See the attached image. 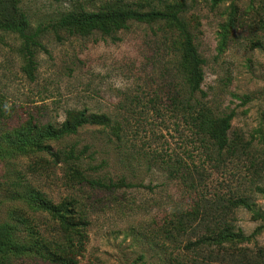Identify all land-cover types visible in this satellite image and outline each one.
Wrapping results in <instances>:
<instances>
[{"label": "rangeland", "instance_id": "rangeland-1", "mask_svg": "<svg viewBox=\"0 0 264 264\" xmlns=\"http://www.w3.org/2000/svg\"><path fill=\"white\" fill-rule=\"evenodd\" d=\"M20 2L32 31L66 12L181 9L202 81L192 93L183 37L169 22L61 39L45 30L46 52L31 69L16 36L0 32V264H253L264 256V0ZM76 112L86 124L46 140V125L61 127ZM226 119L222 145L200 131H219ZM46 144L73 150L87 179L130 187L79 182L36 150ZM229 226L246 239H224ZM203 235L209 244L186 248Z\"/></svg>", "mask_w": 264, "mask_h": 264}, {"label": "trees", "instance_id": "trees-1", "mask_svg": "<svg viewBox=\"0 0 264 264\" xmlns=\"http://www.w3.org/2000/svg\"><path fill=\"white\" fill-rule=\"evenodd\" d=\"M222 1L223 0H211V4L217 5ZM174 5L175 3L172 4L171 2H169V4L165 6V8H169ZM181 11L182 10L180 9L174 12H166L152 8L146 12H137L131 9L125 11L114 10L111 12L102 11L90 13L66 12L61 13L57 20L49 22L48 24H46V26L41 27L37 25L32 31L30 29V22L27 16V11L21 6L20 0H0V32L14 34L16 36V38L20 42V53L26 60L28 69H31L32 64L34 63L33 58L35 54L39 50H43L46 52L45 47L41 45L40 42L42 35L45 33V30L46 32L51 31L57 39H61V35H63L64 37L84 36L96 31H100L106 35H110V33L112 32L116 33L120 30L127 29V22H169L174 25V27L183 37L182 55L189 63V67L186 69L184 77L186 78L191 92L195 93L199 91V87L202 81V71L200 68L202 60L199 59L196 47L193 43V38L186 24L179 18L181 17L179 16V13ZM227 121L228 119L223 121L225 124L219 131L215 130L214 128H201L200 131L205 135L212 134L213 138L217 139V143L221 144L222 138H224L225 142L226 131L229 128ZM86 122L87 120L83 112L71 113L68 115L65 123L61 127H55L51 124L45 126L46 140L61 139L72 135L76 132L77 128L86 124ZM36 150L46 152V155L50 157L51 162L54 166H57L59 164L68 166V168L72 172V176L74 179H77L79 182H84L92 188L110 189L111 187H119L120 185L127 186L124 182H120V184H106L100 180L87 179L83 176L82 172L75 164L78 158L74 156L73 150L63 151L62 149H53L47 144L46 146H36ZM127 187H130V185H128ZM63 206L66 207L67 204H64ZM60 219H62V217H60ZM62 223L66 224V222ZM223 230L225 232L224 239H238L237 241H243L246 239L240 232L235 233L231 226L226 227V229ZM211 238L212 237L210 236L205 237L203 235L195 242L188 243L186 245V248L190 249L191 247H196L198 249L204 244H209V240H211ZM253 264H264V256L261 255V253H258L256 260L253 261Z\"/></svg>", "mask_w": 264, "mask_h": 264}]
</instances>
